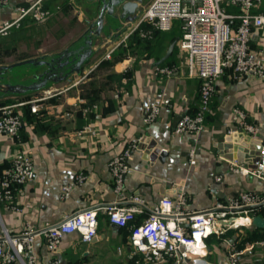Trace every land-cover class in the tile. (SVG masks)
<instances>
[{"label":"crops","instance_id":"0c3cea01","mask_svg":"<svg viewBox=\"0 0 264 264\" xmlns=\"http://www.w3.org/2000/svg\"><path fill=\"white\" fill-rule=\"evenodd\" d=\"M33 1L9 0L6 5H0V21L15 19L19 15L18 8L28 7ZM149 1L141 0L138 7L143 8ZM42 4L50 19L77 4V29H68V24L63 32H56L57 37L63 35L64 38L63 45L56 51L46 43L55 31L38 27L36 22L28 25L29 18H22L21 24L26 22L22 29L28 35L44 34L35 53L24 59L49 60L58 52L80 46L86 48L89 35L91 56L79 74L47 82L39 90L0 94L3 104L38 98L39 105L36 112L31 111L28 103L16 107L23 119L22 140L31 149L33 176L15 193L17 210H8L0 204V221L4 226L12 232H20L27 225L42 226L76 210L95 207L98 208L96 237L84 242L79 233L65 234L59 245L61 264H135L136 258L141 256L132 253L128 226L110 223L102 209L118 199L108 162L132 141L137 143V148L129 159L124 194L126 197L141 196L149 207L163 195L173 196L179 187L183 188L192 210L225 204L240 190L257 193L264 190L263 180L251 174L229 171L230 160L226 156L231 151L220 148L222 138L247 146L264 143V76L247 75L236 79L226 69L216 80L203 130L196 135L175 134L176 116L196 110L199 80L187 75L185 54L179 52L177 44L171 55L159 63L174 64L176 72L169 77L155 76L152 69L166 54L171 40L179 36L178 23L173 24L170 31H157L142 43L122 46L121 40L125 35L128 38V31L120 38L116 34L130 21L117 17L109 24L105 15L100 34H93L98 14L95 0H41ZM249 46L253 50L264 47V26L253 29ZM101 51L102 55L98 56ZM107 52L113 55L111 62L105 61ZM32 64L33 67L8 70L5 78L11 82H30L28 76L40 69L36 62ZM153 104L160 106L159 114L154 122L147 124L144 122L145 108ZM86 107L89 109L84 111ZM234 107L243 109L248 121L258 127L254 138L240 133L227 134L229 128H235ZM86 125L95 129L96 135H77L76 132ZM16 147L12 138L0 134V175L10 163ZM237 155L236 161L248 166L243 162L245 155L242 152ZM211 171L222 174L223 180L220 183L211 181L208 177ZM79 174L84 180L78 184L75 178ZM66 185L71 188L64 196L62 188ZM255 213L264 217V207H256ZM144 215L138 214L135 221L139 222ZM245 229L255 236L264 233V228L243 225L227 230L233 231L230 236L226 232L220 236L210 235L205 239L206 248L199 251L203 254L201 258L212 264H222L229 248H236L247 235ZM262 240L264 238L245 241L240 249L249 244L252 247L239 257L238 264H264ZM211 250H217L216 259H210L213 257ZM34 251L36 263L45 264L48 252L43 237L35 239Z\"/></svg>","mask_w":264,"mask_h":264},{"label":"built area","instance_id":"2783aa9c","mask_svg":"<svg viewBox=\"0 0 264 264\" xmlns=\"http://www.w3.org/2000/svg\"><path fill=\"white\" fill-rule=\"evenodd\" d=\"M9 0H0L6 5ZM41 0H34L28 7H19V15L13 20L0 21V35H6L20 20L31 13L35 20L46 17L47 12L40 7ZM232 8V11L228 9ZM179 22L180 34L176 42L180 53L185 54L187 75L199 80V101L192 113H183L178 119L175 134H199L203 130L206 114L215 91L216 80L228 69L233 78L247 75L264 76V47L253 50L249 46L253 29L264 26V0H151L146 7L136 12L134 24L128 34L136 31L142 37H151L155 31H170L173 21ZM131 22V21H130ZM127 34V35H128ZM125 37L121 41H124ZM109 52L104 57H108ZM177 70L174 64L153 66V74L169 77ZM38 98L23 100L15 104L0 103V134L13 139L17 145L10 156V163L0 175V204L8 210H17L15 193L33 176L31 149L22 140L23 119L17 106L30 104L36 112ZM86 107L84 111H87ZM159 105L145 108L144 122H154L159 114ZM235 128L227 130L228 135L240 133L254 138L258 127L249 122L247 114L239 107L233 108ZM77 135H96V130L86 125ZM137 143L132 141L108 162L113 180V190L118 195L114 202L102 207L108 221L119 227L128 226L129 240L133 254H140L135 264H193V260L203 255L205 239L210 235L220 236L230 229L252 226L254 205L264 207V190L260 193L240 190L229 197L225 204L211 208L192 210L182 187L173 196L163 195L152 206L145 204L139 195L124 194V178L129 170V159ZM228 170L234 173L251 174L264 181V143L260 149V160L254 169L236 159L228 161ZM208 177L213 182H221L222 174L211 171ZM84 176L79 174L75 183H81ZM71 185L62 188L64 196L69 194ZM127 204H121L125 203ZM144 217L136 222L138 214ZM98 208L88 207L76 210L42 226H26L20 232L10 231L0 221V264H37L34 242L43 237L48 259L45 264H61L59 245L68 233H79L82 241L90 242L96 237ZM248 221L236 225L237 218ZM234 218L231 224L220 221ZM186 224V225H185ZM264 245V240L260 242ZM230 247V246H229ZM229 248L226 261L222 264H238V259L249 250Z\"/></svg>","mask_w":264,"mask_h":264},{"label":"water","instance_id":"95a60500","mask_svg":"<svg viewBox=\"0 0 264 264\" xmlns=\"http://www.w3.org/2000/svg\"><path fill=\"white\" fill-rule=\"evenodd\" d=\"M98 6V14L95 19L96 29L93 31L95 35H99L104 23L105 15L109 18V24L112 23L113 19L117 17L128 21H133L136 18V12L138 10L139 3L141 0H95ZM178 37H174L169 43L168 50L163 58L157 62L161 63L163 60L168 58L174 50L175 44ZM91 35H89L86 41V48L80 46L79 48L68 49L55 58L49 60H38L36 58H28L20 60L9 65L0 66V94L7 93H26L29 91L39 90L44 88L47 82H56L60 79L67 78L70 74H79L82 65L91 56ZM36 62L40 69L32 72L28 77L30 82H11L5 78V74L11 67L21 65L23 63ZM181 115H177L175 118V124ZM174 124V126H175ZM262 143L247 146L246 144L241 145L237 142H226L224 138L220 139V148L230 149V153L226 156L229 160L237 159V152H242L245 157L243 162H247L248 167L254 169L260 160V149ZM162 155L165 151H162ZM260 205H254L249 208H256ZM234 222V218L229 220H222V225L231 224ZM252 226L256 228H264V217L260 215H254L251 220ZM240 225V224H239ZM193 264H212L207 262L203 258L193 260Z\"/></svg>","mask_w":264,"mask_h":264},{"label":"rangeland","instance_id":"374dc122","mask_svg":"<svg viewBox=\"0 0 264 264\" xmlns=\"http://www.w3.org/2000/svg\"><path fill=\"white\" fill-rule=\"evenodd\" d=\"M148 3L144 4L143 7H146L148 5ZM75 7H77V4H72V6L70 8H68V10H65V11L61 10L59 12V14L57 13V16L55 18H52V19H50L51 17L49 16V17L41 18L39 20H35V17L31 13H29L25 17H23L22 20H24V18L25 19L29 18V19H27L28 25L31 24L32 22H36V26H38V27L45 26V28H47L49 30L51 28L52 31H55V33L49 35L50 38L46 43L48 44L47 46H49V48L55 47L56 51H57V48L59 49V47H61L63 45V44L61 45V43H62L64 38H63V35L61 38H59V36L57 37L56 32H58L59 30H60L59 32H63L64 27H66V25H68V24L70 25L68 29H72V31H75L77 29V27L75 25V23H76L75 16L77 13L76 9L78 7L77 8H75ZM138 8L140 9V7H138ZM43 10H45V9H43ZM228 10L232 11V8H229ZM22 20L19 22V24L17 26L13 27L8 32V34L0 35V65L9 64L11 62H17L20 60H24L25 56L32 55L33 53H35L34 51L37 49V43H39L41 41L42 35H44V34H42V35H34L33 34L32 36L28 35L24 31V29H22L23 25H25V23H26V22H23L21 24ZM177 23L179 24V22L177 20L173 21V24H177ZM133 24H134L133 21H131L130 23H125L121 27L122 28L121 31H119L116 35L119 36V38L123 37L127 31L128 32L130 31ZM156 33H157V31L153 32L151 37L142 38L137 34L136 31H134L128 35V38L126 37L127 39L126 38L124 39V41L122 42V44H123L122 46H124V45L128 46L132 42L134 43V45H137L138 43H142L143 40H149L154 35H156ZM112 41H113V39L110 38V42H112ZM119 48H120V46H119ZM119 48L117 47V51L119 50V52H120ZM102 51H103V49H102ZM102 51L99 52L98 56L102 55ZM58 54H60V53L58 52ZM37 55H40V53H37ZM55 56L57 57L58 55H55ZM112 56H113L112 53H109L108 57H104L105 61L107 60V61L111 62L113 60ZM20 66L33 67V64L32 63H23L21 65H16V66L11 67L10 70H15V68H18ZM23 100H25V99H23ZM23 100H19L15 103L17 104ZM15 103H13V104H15ZM20 106H23V105H20ZM17 107H19V106H17ZM242 232H244V230H242ZM236 247H237V245H236ZM211 253H212L213 257H211L210 259H216L217 258L216 257L217 256V250L216 251L211 250ZM223 254H225V252H223ZM226 254H227V252H226ZM212 255H210V256H212Z\"/></svg>","mask_w":264,"mask_h":264},{"label":"trees","instance_id":"16d2710c","mask_svg":"<svg viewBox=\"0 0 264 264\" xmlns=\"http://www.w3.org/2000/svg\"><path fill=\"white\" fill-rule=\"evenodd\" d=\"M40 7H41V9L43 8V9H46V6L44 7L43 6V4L42 5H40ZM42 9V10H43ZM243 228H245V227H243ZM245 230H247V229H245ZM231 232H233V231H229V232H226L227 234H228V236H230V233ZM246 236L240 241V244H238L237 245V249H240L242 246H243V244H244V242L245 241H255V240H257V239H263L264 238V233L262 234V235H259V236H255L254 234H252V232H249L248 230L246 231ZM224 235H225V233H224Z\"/></svg>","mask_w":264,"mask_h":264},{"label":"bare ground","instance_id":"6f19581e","mask_svg":"<svg viewBox=\"0 0 264 264\" xmlns=\"http://www.w3.org/2000/svg\"><path fill=\"white\" fill-rule=\"evenodd\" d=\"M235 221H236V225H239V224L246 223L248 221V219L242 217V218H237ZM193 249L199 250V251L201 250V249L198 248V246H195Z\"/></svg>","mask_w":264,"mask_h":264}]
</instances>
